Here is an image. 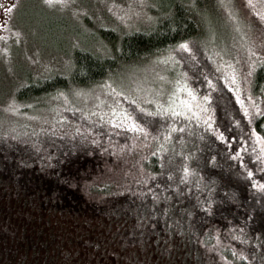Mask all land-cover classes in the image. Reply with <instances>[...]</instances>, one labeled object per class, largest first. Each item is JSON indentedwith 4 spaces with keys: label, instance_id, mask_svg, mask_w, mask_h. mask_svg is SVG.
I'll list each match as a JSON object with an SVG mask.
<instances>
[{
    "label": "trees",
    "instance_id": "obj_1",
    "mask_svg": "<svg viewBox=\"0 0 264 264\" xmlns=\"http://www.w3.org/2000/svg\"><path fill=\"white\" fill-rule=\"evenodd\" d=\"M153 5L145 28L94 29L66 73L25 75L0 105V264H264V63L233 104L197 71L202 53L216 74L237 56L225 33L219 52L205 46L216 0ZM163 61L197 98L180 91L187 114L147 109L120 81ZM96 87L130 119L81 110L76 91Z\"/></svg>",
    "mask_w": 264,
    "mask_h": 264
},
{
    "label": "rangeland",
    "instance_id": "obj_2",
    "mask_svg": "<svg viewBox=\"0 0 264 264\" xmlns=\"http://www.w3.org/2000/svg\"><path fill=\"white\" fill-rule=\"evenodd\" d=\"M154 1L52 0L49 3L47 0H0V105L7 110L12 108L14 93L25 75L43 77L66 73L67 55L74 47H96L95 43L88 45L91 39H83L91 36L94 29L109 26L123 33L135 28H145L152 19L150 7ZM216 12L220 20L217 27H213L214 22L210 24L212 26L209 27V39L205 46L219 52L226 41L225 49L233 46L237 56L231 58L232 62L228 59L221 62L225 70L216 74L206 64L205 54L202 53L201 61L197 59V71L202 78L211 74L220 90L224 92L226 88L225 92L234 104L231 92L237 95L239 102L243 101L245 82L252 75L253 68L264 63V0H216ZM216 29L220 33L214 34ZM222 33L226 34L227 39L221 42L217 36H222ZM227 40L233 44L229 46ZM163 64L165 66L162 68L155 65L131 68L134 71L124 72L120 81L125 83L131 95L147 109L171 102L172 107L181 108V112L187 114L191 110L180 103L184 98H181L183 95L178 84L179 77L171 75V69L168 76L164 74L162 69L169 70L170 64L165 61ZM173 69L177 71L174 64ZM103 91L101 87L76 91L78 103L83 109L78 107L89 115L103 118L104 122L108 119L120 124L123 111ZM261 104L264 110V100ZM255 109L257 112L260 110L259 106ZM197 110L198 108H194L193 112ZM199 113L200 111L196 114ZM41 114L36 113L33 118ZM42 116L44 117L39 122L46 124L50 117L47 113ZM245 116H249L248 113ZM257 145L259 159L264 165V145L261 146L258 142ZM233 147L237 152V147ZM261 179L264 182L263 175ZM261 179L258 178V181L262 182Z\"/></svg>",
    "mask_w": 264,
    "mask_h": 264
},
{
    "label": "snow or ice",
    "instance_id": "obj_3",
    "mask_svg": "<svg viewBox=\"0 0 264 264\" xmlns=\"http://www.w3.org/2000/svg\"><path fill=\"white\" fill-rule=\"evenodd\" d=\"M47 2L51 3L52 0H47ZM9 11H11V9H9ZM181 47L184 48L185 50L188 49V46H187V45H181ZM180 91H186L188 96H190L193 100L196 99V97H195L194 93L192 92V90H191V89H188L187 86H184L183 88H181ZM205 99H206V98H205ZM133 103H134V101H133ZM172 103H174V101H173ZM180 103H181V105H182L183 107L188 108L189 111L191 110V104H190L188 101H181ZM141 111H143V109H141ZM163 111H164V112H171V114H172L173 116H180V115H183V114H184V113L181 112V111H177L176 108H175V107H172V106H170L169 108L163 109ZM114 114H115V113H114ZM245 114H247V113H245ZM121 115L124 116V119H125V120L130 119V116L127 115V114H125V113H121ZM148 115H153V113H148ZM129 130H131V131H141V132L144 131L143 128H140V127H139L138 125H136V124H133V125L131 126V128H129ZM174 130H175V129H173V131H174ZM181 130H183V129H181ZM221 138H222V137H221Z\"/></svg>",
    "mask_w": 264,
    "mask_h": 264
}]
</instances>
